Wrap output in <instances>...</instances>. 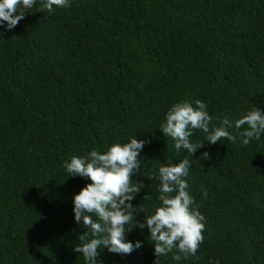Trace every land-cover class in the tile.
I'll return each mask as SVG.
<instances>
[{
    "label": "trees",
    "instance_id": "trees-1",
    "mask_svg": "<svg viewBox=\"0 0 264 264\" xmlns=\"http://www.w3.org/2000/svg\"><path fill=\"white\" fill-rule=\"evenodd\" d=\"M41 6L36 0L12 29L0 22V264H86L73 251L83 228L72 197L90 181L68 177L63 164L131 138L146 141L132 177L144 187L130 202L145 213L135 219L159 203L157 160L185 157L193 207L205 217L196 256L177 262L170 253L160 264H264V135L244 145L234 127L246 109L264 111V0ZM197 99L217 126V118L233 122L236 141H205L191 157L159 128L174 103ZM148 236L134 226L125 239L142 247L128 255L105 248L97 259L154 264Z\"/></svg>",
    "mask_w": 264,
    "mask_h": 264
},
{
    "label": "clouds",
    "instance_id": "clouds-1",
    "mask_svg": "<svg viewBox=\"0 0 264 264\" xmlns=\"http://www.w3.org/2000/svg\"><path fill=\"white\" fill-rule=\"evenodd\" d=\"M35 4L36 0H0V22L7 29L14 28ZM54 6L68 8L70 0H42V6L36 11L51 13ZM194 105L186 100L174 103L160 125L159 129L174 141L177 151L187 150L192 157L197 149L204 147L205 141L216 144L227 139L235 143L236 136L228 131L233 122L227 116L222 120L217 118V126L206 103L197 99ZM234 127L243 129L238 131L242 144L260 140L264 135V111L259 107L246 109L235 120ZM196 131L205 134L203 142H192ZM145 143L131 138L125 143H114L105 151L92 149L84 156L72 155L63 164L68 177L79 176L90 181L72 197L74 222L83 228L73 251L82 255L86 264H103L97 258L105 248L113 254L128 255L142 247L140 241L133 243L125 239V234L134 226L147 227L158 258L154 264H160V258L170 253L177 262L196 256L204 240L205 217L193 207L195 201L185 179L191 167L187 157L175 164L157 160L158 170L151 178L159 180L156 197L159 203L142 222L135 219L136 213H145L143 208L138 210L130 203L144 187L141 182L134 183L132 177L140 173L139 154ZM202 155L210 158L207 152ZM202 195L206 198L207 192L202 190ZM142 199L151 197L145 194Z\"/></svg>",
    "mask_w": 264,
    "mask_h": 264
}]
</instances>
